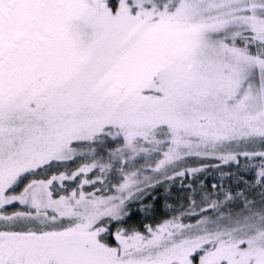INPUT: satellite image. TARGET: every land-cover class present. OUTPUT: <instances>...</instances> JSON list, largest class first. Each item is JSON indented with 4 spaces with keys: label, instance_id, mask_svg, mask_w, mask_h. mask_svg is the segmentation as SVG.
I'll return each instance as SVG.
<instances>
[{
    "label": "snow or ice",
    "instance_id": "snow-or-ice-1",
    "mask_svg": "<svg viewBox=\"0 0 264 264\" xmlns=\"http://www.w3.org/2000/svg\"><path fill=\"white\" fill-rule=\"evenodd\" d=\"M0 264H264V0H0Z\"/></svg>",
    "mask_w": 264,
    "mask_h": 264
}]
</instances>
